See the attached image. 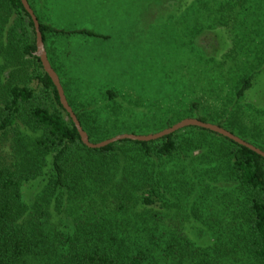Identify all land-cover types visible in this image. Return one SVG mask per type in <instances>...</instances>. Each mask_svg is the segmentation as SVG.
<instances>
[{"label":"trees","instance_id":"1","mask_svg":"<svg viewBox=\"0 0 264 264\" xmlns=\"http://www.w3.org/2000/svg\"><path fill=\"white\" fill-rule=\"evenodd\" d=\"M28 2L44 43L49 34L107 38L58 29ZM36 52L22 1L0 0V264H264L262 156L196 127L89 149ZM255 80L237 85L229 119L221 106L217 118L198 120L264 151V125L251 115L258 112L241 105ZM70 105L94 144L184 119L130 127L108 105Z\"/></svg>","mask_w":264,"mask_h":264},{"label":"rangeland","instance_id":"2","mask_svg":"<svg viewBox=\"0 0 264 264\" xmlns=\"http://www.w3.org/2000/svg\"><path fill=\"white\" fill-rule=\"evenodd\" d=\"M31 3L45 23L58 29L87 28L107 36L47 35L45 50L65 85L69 105L93 103L86 108L89 110L108 105L105 111L117 110L116 116L130 127L152 128L177 114L183 120L215 119L221 106L226 107L224 117L229 119L227 112L237 99V85L253 74L255 84L241 105L247 115L258 112L251 113L252 121L264 125V65L257 60H264V0ZM210 13L211 20L207 18ZM33 87L38 89V83Z\"/></svg>","mask_w":264,"mask_h":264},{"label":"water","instance_id":"3","mask_svg":"<svg viewBox=\"0 0 264 264\" xmlns=\"http://www.w3.org/2000/svg\"><path fill=\"white\" fill-rule=\"evenodd\" d=\"M22 4L24 6V8L26 9V11L29 13L34 26H35V32H36V44H37V52L35 53V55L37 57L40 58L44 71L49 75V77L51 78L52 82L54 83L55 87L57 88L58 94H59V98H60V102L63 106V108L67 111V113L69 114L70 118L72 119L73 123L75 124L79 135L81 137L82 142L89 148V149H102L105 148L111 144H114L116 142L119 141H123V140H130V141H135V142H151V141H157L160 139H163L169 135H172L180 130H183L185 128L188 127H196V128H200V129H204L213 133H216L218 135H221L243 147H246L252 151H254L255 153L259 154L260 156H262L264 158V151L256 148L255 146L251 145L250 143L244 141L243 139H241L240 137L234 135L233 133H231L230 131H227L226 129L215 125V124H211V123H205L202 122L198 119H185L183 121H181L180 123L172 126L169 129H166L162 132L156 133V134H150V135H135V134H123V135H119L116 136L112 139L103 141L101 143H97L94 144L92 142H90L89 136L88 134L84 131V129L81 126L80 121L78 120L76 114L74 113L73 109L71 108V106L69 105L67 98L65 96V92L64 89L61 85L60 82V78L58 76V74L56 73V71L52 68L46 50H45V44H44V40H43V36L40 30V23L34 13V11L32 10V8L30 7V4L28 2V0H21Z\"/></svg>","mask_w":264,"mask_h":264}]
</instances>
